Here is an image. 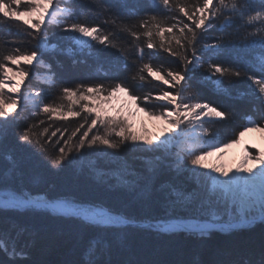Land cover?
Instances as JSON below:
<instances>
[{"label":"snow or ice","instance_id":"snow-or-ice-1","mask_svg":"<svg viewBox=\"0 0 264 264\" xmlns=\"http://www.w3.org/2000/svg\"><path fill=\"white\" fill-rule=\"evenodd\" d=\"M76 2L0 0V18L15 21L21 26L18 31L36 41L33 50L17 46L7 52L0 51V142L8 129L15 127L17 144L30 147L54 170L71 166L89 155L97 156V161L100 156L118 155L122 146L160 153L144 161L148 177L125 169L123 173L116 174L112 185L114 189L134 192L142 200L150 199L154 191L162 194V208L168 219L148 225L157 234L183 233L207 239L214 231L231 234L252 228L257 223L264 224V152L252 154L246 150L231 174L224 165L204 163L213 152L239 144L250 127L264 132V124L249 116L242 129L234 131L225 140L212 128L218 121L227 120L228 113L201 102L188 92L189 73L192 76L201 73L217 89H222L226 79L245 78L256 86L250 94L264 105V75L257 77L240 67L218 62L217 58L226 46L223 35L210 37L214 41L212 43L202 39L211 29L230 35L227 29L240 22L237 31L244 29L241 39L252 54L251 67L264 74V0H151L154 9L151 13L128 11L129 18L137 19L134 24L125 23L118 15L119 10L127 6V0H113L116 13L99 0H91L99 9L97 18L103 16V24H110L115 30H105L100 24L82 19L84 13L77 11ZM165 12L173 15L169 17L163 14ZM25 16L28 19H23ZM169 19L175 22L168 24ZM51 26L70 34L68 47L59 49L52 42ZM119 33H125L132 39L121 40ZM155 37H159L158 43ZM96 45L103 46L101 50H116L118 55L113 67L117 73H126L123 79L105 72L104 79L65 86L57 78L52 65L44 59V53L63 51L72 58L73 64H77L80 62L77 53L86 51L89 56H98ZM198 45L201 55H197ZM146 49L152 51L146 52ZM161 50L175 57L181 66L173 69L166 68L162 63L154 64L153 60ZM34 62L39 70L32 72ZM102 69L100 64L97 72ZM30 75L36 86L32 80L26 82ZM148 77L162 81L168 89H161L155 95L152 91L135 94L128 81L143 85ZM121 94L136 104L137 111L145 112L150 119L162 121L167 128L159 135L138 134L131 120L135 113L129 109L125 114L123 106L114 108L112 102ZM144 102H154L153 107H148V103L141 107L140 103ZM113 110L114 115L110 114ZM43 116L48 119L59 116L65 120L79 117L81 122L65 139L60 128L49 135L51 125L43 126ZM63 131L68 132V129ZM57 132H61V137L53 144L52 137ZM55 145L61 146L55 148ZM50 146L53 151L49 150ZM107 149L113 151L107 152ZM72 153L77 155H70ZM3 158L10 167L0 170V212L45 214L74 220L95 229L98 235L88 240L80 259L74 264H112V261L103 259L111 248V242L104 234L122 233L136 224L133 218L99 204L14 188L11 182L19 178L16 162L10 154ZM249 161L254 167L248 166ZM188 163L193 167L188 168ZM90 167L95 169L98 164H90ZM162 169L175 170L177 174L190 173L195 187L189 190L168 183L154 188L153 178ZM105 175L101 173L102 180ZM42 182L40 176L32 179L34 186ZM181 212L194 213L198 222H181L178 218ZM34 235L28 227L15 223L7 231L0 229V253L6 255L12 264L28 260L30 253L27 249L31 240L21 243V238ZM191 264H200V261L194 259ZM230 264L253 262L243 260ZM259 264H264V257Z\"/></svg>","mask_w":264,"mask_h":264},{"label":"trees","instance_id":"trees-1","mask_svg":"<svg viewBox=\"0 0 264 264\" xmlns=\"http://www.w3.org/2000/svg\"><path fill=\"white\" fill-rule=\"evenodd\" d=\"M99 2L109 6L112 12L116 13L113 0H99ZM75 7L78 12L83 11L82 19L100 24L105 30H115L114 26L103 24V16L97 18L99 9L91 0H77ZM130 9L141 13L154 11L151 0H127V6L121 8L118 15L128 24L137 23L136 18H129L128 11ZM163 14L169 17L173 15V13L166 12ZM183 19L188 22L186 18ZM174 22L171 19L167 21L168 24ZM239 23L227 29V33L230 35L211 29L204 34L202 39L212 43L214 41L210 37L223 35L226 46L223 53L218 56L217 61L225 65L240 67L252 75L261 77L264 74L251 67L252 54L244 46L241 39L244 29L240 28L237 31ZM18 27L21 26L15 21L0 18V51L7 52L17 46L28 50L35 48L36 41L27 37L23 31H18ZM140 30L143 31V29ZM175 31L176 29H174ZM49 33L52 42L56 43L59 49H64L70 45L69 33L62 32L55 26L49 27ZM119 35L121 40L130 41L132 39L125 33H119ZM165 35L168 36L167 33ZM155 41L158 43L159 37H155ZM102 48L103 46L96 45L98 56H89L86 51L77 53V59L80 61L77 64H73L72 58L63 51L44 53V59L52 65L57 78L65 86L104 79L105 72H108L110 76L123 79L126 73L123 71L117 73L113 67L118 55L116 50H101ZM151 51L146 49V52ZM201 54L198 45L197 55ZM153 63H162L166 68L171 67L173 69L181 66L180 61L162 50L153 60ZM100 64L103 65V69L97 72ZM37 70L39 69L35 65L31 69L32 72ZM189 76L191 79L189 80L188 92L195 95L201 102H207L228 113L227 120L218 121L212 128V131L219 132L225 140L234 131L241 130L249 116L264 124V105H261L250 94L251 89L256 87L251 81L233 77L230 81L225 80L222 89H217L214 84L205 80L199 72L195 76L189 73ZM28 80H32L33 85L36 86L32 75L27 78ZM128 83L131 85V90L137 95H143L148 91H152L155 95L159 94L161 89H168V86L164 85L162 81L152 79V77H148L143 85L131 80ZM188 92L185 93L186 96ZM145 103L148 102L140 103V106L144 107ZM153 104L154 102L148 103V107H153ZM41 118L45 119L43 126L51 125L49 135L52 131L60 128L65 139L71 130L81 122L79 117H68L67 120L59 116H52L50 119L46 116ZM65 128L68 129V132L63 131ZM61 132H57V135L52 137L53 144L61 137ZM91 135L92 133H90ZM60 146L55 145V148ZM49 150L53 151L54 149L50 146ZM112 151V149H107V152ZM248 152L257 153L253 149H248ZM7 154H10L16 162L19 176L17 180L11 182L12 187L27 188L33 192H47L53 197L67 198L86 204H99L122 212L135 220L136 224L126 228L122 233L108 232L104 234L105 238L111 242V248L103 259L112 261V264H191L194 259H198L200 264H230L233 261L243 260H250L253 264H259L261 258L264 257V224L257 223L252 228L240 229L231 234L214 231L212 236L207 239H200L183 233L176 235L157 234L150 229L148 225L168 219L162 208V194L154 191L150 199L142 200L137 198L134 192L114 189L112 185L115 183V179L112 180L107 177L110 174L116 176L118 173H123L125 169L148 177L149 174L143 168L144 161L152 158L148 151H138L122 146L118 150V155L100 156L98 161L97 156L89 155L84 157L82 161L74 162L71 166L54 170L30 147L18 145L16 129L11 127L3 141L0 142V170L10 167L9 162L3 158ZM70 155L77 154L72 153ZM90 164H98V167L94 169L90 167ZM187 167L192 168V165L188 163ZM101 173L106 174L107 178L104 177L102 180ZM35 176L42 177L43 182L39 186L32 184V179ZM153 179L154 188H159L168 183L183 186L189 190L195 187L191 181V174L187 172L177 174L175 170L162 169ZM178 218L181 222H188L190 219H195V216L181 212L178 214ZM13 223L26 226L35 233L33 237L21 238V243L31 240V246L27 249L30 253L28 260L21 261L19 264H74L80 259L81 252L88 240L98 235L97 230L87 228L74 220L58 219L45 214L0 212V229L7 231ZM0 264H12V261L0 253Z\"/></svg>","mask_w":264,"mask_h":264},{"label":"rangeland","instance_id":"rangeland-1","mask_svg":"<svg viewBox=\"0 0 264 264\" xmlns=\"http://www.w3.org/2000/svg\"><path fill=\"white\" fill-rule=\"evenodd\" d=\"M23 19H28V17L25 16V17H23ZM34 65H35V62H34ZM9 66H11V65H9ZM26 82H27V79H26ZM112 103L114 105V108H120L123 106L125 114H127L129 109L131 110V112L135 113V115L131 117V120H132L134 129L138 134L159 135L167 128V125H165L162 121L150 119L145 112L137 111L136 105L134 103H132L131 101H129L127 99V97L124 96L123 94L120 95L119 99L113 100ZM110 114L114 115L115 111L114 110L111 111ZM145 129L147 130L146 133H145ZM251 129L257 130L258 128H251L250 127L248 129V131H246V132H250ZM177 131H178V129H177ZM248 149H253L256 152H264L260 149H257L255 147L251 146L245 140L244 136H242L240 138L239 144H234L231 147H229L228 149H220L216 152H213L210 156H208L206 158L204 163L209 164V165H224L225 168L227 170H229V172L231 174V172H233L236 169L241 158L245 155V151L246 150L248 151ZM149 155H152V158H153L155 155H160V153L149 152ZM248 166L254 167L253 162L249 161ZM143 168H144V171L146 172L145 166ZM198 170L199 171H208V169H198ZM214 175H217V174L214 173ZM104 177L105 178L108 177L109 179L114 180L116 176H115V174H110L109 176H107V177L104 176ZM193 179L194 178L192 177V180H191L192 182H193ZM222 179H224V178L222 177ZM187 213L194 214L192 212H187ZM194 216H195V214H194ZM196 222H198V221L195 218V219H190L187 223H196ZM199 222H202V221H199Z\"/></svg>","mask_w":264,"mask_h":264},{"label":"bare ground","instance_id":"bare-ground-1","mask_svg":"<svg viewBox=\"0 0 264 264\" xmlns=\"http://www.w3.org/2000/svg\"><path fill=\"white\" fill-rule=\"evenodd\" d=\"M245 140L253 147L264 151V133L259 129H251L244 133Z\"/></svg>","mask_w":264,"mask_h":264}]
</instances>
